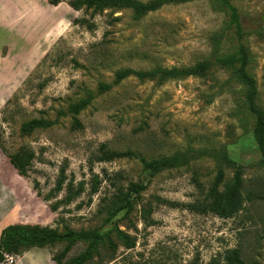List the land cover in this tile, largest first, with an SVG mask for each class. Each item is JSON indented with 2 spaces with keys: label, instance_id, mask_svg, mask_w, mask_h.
<instances>
[{
  "label": "rangeland",
  "instance_id": "1",
  "mask_svg": "<svg viewBox=\"0 0 264 264\" xmlns=\"http://www.w3.org/2000/svg\"><path fill=\"white\" fill-rule=\"evenodd\" d=\"M48 1L0 0V229L97 241L3 264L40 253H63V264H264V148L247 88L236 67L182 72L236 52L225 12L211 0L145 12ZM230 2L264 114V0ZM33 121L42 125L26 131ZM160 160L173 165L151 174L145 163ZM226 200L238 210L221 218Z\"/></svg>",
  "mask_w": 264,
  "mask_h": 264
},
{
  "label": "trees",
  "instance_id": "2",
  "mask_svg": "<svg viewBox=\"0 0 264 264\" xmlns=\"http://www.w3.org/2000/svg\"><path fill=\"white\" fill-rule=\"evenodd\" d=\"M89 0L88 2H91ZM110 3L122 2L126 6H133L139 9L141 12L147 10H154L159 6L166 3H176V2H187L191 0H152L149 4L138 5L136 2L131 0H107ZM215 5L223 10L226 14V26L233 31L237 41L236 52L232 55L215 57L213 61H204L199 65L194 66L192 69H185L182 72L186 75L192 74H203L207 72L213 65L221 67H236V77L237 82L242 84L247 88V93L245 101L247 104L248 112L255 117L254 126L252 129L253 138L256 144L260 148H264V114L255 105V99L257 97V91L255 86V81L246 72V67L248 66V55L242 43L244 35V27L242 24L241 16L238 13L236 7L230 2V0H211ZM49 4L57 5L60 0H49ZM260 36L264 37V34L258 33ZM86 104V101H82L78 104V107H82ZM42 125L39 122L33 121L28 124L26 131L32 130L36 127ZM173 165L170 160H160L153 161L150 163H145V167L150 171L151 174L161 171L165 167H171ZM144 188L143 185H132V191L138 192ZM238 202L234 200H226L223 205L216 204L215 210L216 214L221 218H228L236 212L238 209ZM91 239L90 244H95L97 239L96 235L93 233H75L72 231H66L63 234H58L56 231L49 228H43L38 226H28V225H9L3 229L0 236V263H4L6 256L14 257L20 256L22 253L33 249V248H43L44 246L51 245L55 242H60L63 240H68L69 242L75 241H85ZM236 253V252H234ZM63 254V253H62ZM62 254L58 257H52V261L57 264H63L61 262ZM235 260L237 261V254H235ZM238 262V261H237ZM70 264H79L77 262H70ZM241 264V262H239Z\"/></svg>",
  "mask_w": 264,
  "mask_h": 264
},
{
  "label": "crops",
  "instance_id": "3",
  "mask_svg": "<svg viewBox=\"0 0 264 264\" xmlns=\"http://www.w3.org/2000/svg\"><path fill=\"white\" fill-rule=\"evenodd\" d=\"M5 226H3L1 229H0V236H1V233L3 231ZM6 228V227H5ZM1 248V247H0ZM35 250H40L39 248L35 249ZM28 251L24 252L25 254L28 253ZM22 253V254H24ZM21 254V255H22ZM20 255V256H21ZM37 260H32V259H29V258H26V257H22V258H19V262H17L16 264H57L55 261H52V258L50 259H45V255L43 253H40L39 255L36 256ZM0 264H3V263H0Z\"/></svg>",
  "mask_w": 264,
  "mask_h": 264
},
{
  "label": "built area",
  "instance_id": "4",
  "mask_svg": "<svg viewBox=\"0 0 264 264\" xmlns=\"http://www.w3.org/2000/svg\"><path fill=\"white\" fill-rule=\"evenodd\" d=\"M7 258H12V257H8V256H6V259H7Z\"/></svg>",
  "mask_w": 264,
  "mask_h": 264
}]
</instances>
